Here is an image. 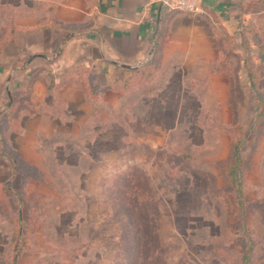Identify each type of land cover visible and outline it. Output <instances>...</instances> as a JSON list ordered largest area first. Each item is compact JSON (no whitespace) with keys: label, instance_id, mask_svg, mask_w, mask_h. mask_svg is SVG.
Masks as SVG:
<instances>
[{"label":"rangeland","instance_id":"rangeland-1","mask_svg":"<svg viewBox=\"0 0 264 264\" xmlns=\"http://www.w3.org/2000/svg\"><path fill=\"white\" fill-rule=\"evenodd\" d=\"M51 2L0 0V264H264V0L164 6L123 91L42 57L8 82Z\"/></svg>","mask_w":264,"mask_h":264},{"label":"crops","instance_id":"crops-1","mask_svg":"<svg viewBox=\"0 0 264 264\" xmlns=\"http://www.w3.org/2000/svg\"><path fill=\"white\" fill-rule=\"evenodd\" d=\"M51 3L49 12L38 21L25 18L15 21L4 50L20 32L21 50L25 49L27 55L14 57L8 82L15 81L16 72L29 70L37 57L49 60L47 54L52 55L58 47L59 56L51 62L46 60L47 63L60 59L64 68H88L97 76L105 75L108 83L122 79L150 56L158 19L167 11L162 0H52ZM197 4L199 9L225 10L232 0H197Z\"/></svg>","mask_w":264,"mask_h":264},{"label":"trees","instance_id":"trees-1","mask_svg":"<svg viewBox=\"0 0 264 264\" xmlns=\"http://www.w3.org/2000/svg\"><path fill=\"white\" fill-rule=\"evenodd\" d=\"M164 15H165V13L163 14L162 17H160L158 19L157 32H156V34L154 36L153 46H152V49L150 51V56L141 65V68L145 69L146 67L150 66L151 63H152V57H153L154 52H155V46H156V43H157L158 35L160 34V28H161L162 23L164 22V17H165ZM13 28H14V26L11 25L9 30L6 33V36L4 38V43H3L4 47H5L8 39L11 37V35L13 33ZM59 50H60V47H58L54 51V53H53L54 55L51 57V59L48 60V62L53 61L55 58H57L59 56ZM91 73L92 72L89 71L90 75H91ZM128 82H129V79H127V78L122 79V80H115L112 83V86L116 90H122L123 91L124 88L126 87V85H128ZM253 86H254V84H252V87ZM6 96L8 98V101L5 103V108L9 107V106H12L13 93L12 92H9V93L6 92ZM225 173H226V176L228 177V179L231 180L232 182H234V184H235L236 197L238 199V205H239V210H240V217L243 218L244 211H243V202H242L241 188H240L241 181H240L239 156H238V148H237V146H234L232 148L230 157L228 158V161H227V164H226ZM248 243H249L248 249H246L244 251L243 256H242L243 264H245L247 262L248 254H250V252H251V243H250L249 240H248ZM12 264H15V261Z\"/></svg>","mask_w":264,"mask_h":264},{"label":"built area","instance_id":"built-area-1","mask_svg":"<svg viewBox=\"0 0 264 264\" xmlns=\"http://www.w3.org/2000/svg\"><path fill=\"white\" fill-rule=\"evenodd\" d=\"M162 4L170 9L185 11H197L199 9L197 0H162Z\"/></svg>","mask_w":264,"mask_h":264}]
</instances>
